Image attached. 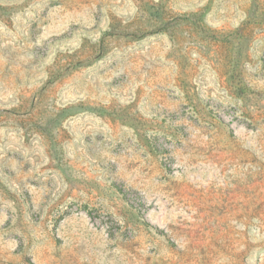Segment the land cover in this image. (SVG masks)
I'll return each mask as SVG.
<instances>
[{
    "label": "rangeland",
    "instance_id": "obj_1",
    "mask_svg": "<svg viewBox=\"0 0 264 264\" xmlns=\"http://www.w3.org/2000/svg\"><path fill=\"white\" fill-rule=\"evenodd\" d=\"M0 264H264V0H0Z\"/></svg>",
    "mask_w": 264,
    "mask_h": 264
}]
</instances>
